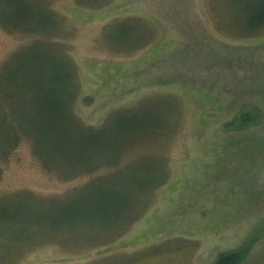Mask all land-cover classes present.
Segmentation results:
<instances>
[{
  "label": "rangeland",
  "instance_id": "rangeland-1",
  "mask_svg": "<svg viewBox=\"0 0 264 264\" xmlns=\"http://www.w3.org/2000/svg\"><path fill=\"white\" fill-rule=\"evenodd\" d=\"M40 1L56 19L55 34L0 26V68L31 42L50 43L73 64L79 122L99 127L126 110L137 124L111 131L110 153L134 138L115 166L90 173L47 169L24 136L0 157V213L17 224L14 234L23 241L43 228L75 234L36 237L0 264H214L240 250L238 264H264V25L249 34L255 25L243 22L260 1ZM125 165L119 177L94 183L98 192L121 188L122 198H107L116 200L114 210L105 205L108 222L128 205L129 182L159 174L162 181L137 198L122 230L82 239L98 233L100 221L77 218L89 216L93 198L89 186L75 191Z\"/></svg>",
  "mask_w": 264,
  "mask_h": 264
},
{
  "label": "trees",
  "instance_id": "trees-1",
  "mask_svg": "<svg viewBox=\"0 0 264 264\" xmlns=\"http://www.w3.org/2000/svg\"><path fill=\"white\" fill-rule=\"evenodd\" d=\"M259 1L260 4L252 8L249 18L246 16L243 18V22L249 21L252 26L255 25L246 33L256 34L264 25V0ZM0 26L8 32L19 31L45 37L53 36L57 28L56 19L51 10L42 5L40 0H0ZM11 62L13 65L7 68ZM74 74L75 70L70 59L50 43L36 40L12 53L0 68V157L7 156L24 136L29 137L33 152L46 168L55 170L63 177H69L78 172L90 173L105 164L109 166L117 164L125 144L134 137L131 138V134L127 135L121 144L119 141L118 149L110 153L113 145L108 144L109 134L112 130L122 129V126L131 127L137 123L126 110L114 112L99 127L85 126L79 122L72 114V102L77 93ZM241 119L243 124L249 118L242 115ZM129 132L126 130V133ZM49 146L56 148L58 153L54 154ZM103 146L109 158L104 156L105 153H100L104 152L100 150ZM45 155L57 158L62 165L70 166V169L68 171L58 169L45 158ZM126 166L118 168L109 176H97L92 182L75 191L89 186L91 189L89 191L92 192L90 196L93 199L87 198L85 211H89V216H80L75 209L71 211V216L78 215L77 218L82 220L100 221V224L95 226L99 232L82 235V239L94 242L100 237L104 236L106 239L112 236L113 232L122 230L132 219V214L137 211L135 209L137 198L146 196V193L154 190L162 181L161 174L157 172L159 167H156L154 174L160 176L155 178L154 182L145 181L149 176L140 177L142 180L136 186L129 182V191L123 196L125 198L129 194L128 205H124L125 207L120 210V217L118 215L112 222H108L105 205H113L111 207L114 210L116 200L107 198H122L121 188L103 191L108 192L107 194L98 192L101 191L99 189H93L102 179H112L115 173L119 177L122 174L119 171ZM111 183L118 188L115 186V181ZM16 228L17 224L14 220L8 223L4 214L0 213V263L8 258L19 245L36 237L50 234L67 237L75 235L67 231L43 228L32 231L30 239L23 241L14 234ZM114 236L118 235L114 234L112 238ZM244 256L245 253L242 250L230 252L220 255L214 264H238Z\"/></svg>",
  "mask_w": 264,
  "mask_h": 264
}]
</instances>
